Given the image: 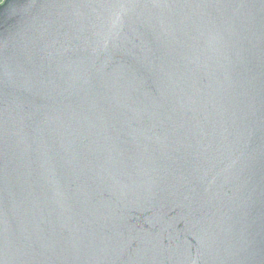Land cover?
Here are the masks:
<instances>
[{"label":"water","instance_id":"95a60500","mask_svg":"<svg viewBox=\"0 0 264 264\" xmlns=\"http://www.w3.org/2000/svg\"><path fill=\"white\" fill-rule=\"evenodd\" d=\"M0 264H264V0H2Z\"/></svg>","mask_w":264,"mask_h":264},{"label":"built area","instance_id":"2783aa9c","mask_svg":"<svg viewBox=\"0 0 264 264\" xmlns=\"http://www.w3.org/2000/svg\"><path fill=\"white\" fill-rule=\"evenodd\" d=\"M2 2V0H0V3Z\"/></svg>","mask_w":264,"mask_h":264}]
</instances>
